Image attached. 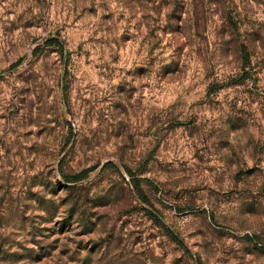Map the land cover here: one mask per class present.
<instances>
[{"label": "rangeland", "instance_id": "obj_1", "mask_svg": "<svg viewBox=\"0 0 264 264\" xmlns=\"http://www.w3.org/2000/svg\"><path fill=\"white\" fill-rule=\"evenodd\" d=\"M0 264H264V0H0Z\"/></svg>", "mask_w": 264, "mask_h": 264}]
</instances>
